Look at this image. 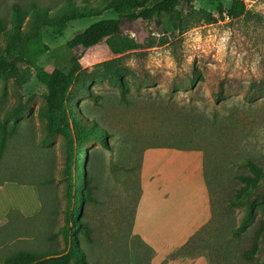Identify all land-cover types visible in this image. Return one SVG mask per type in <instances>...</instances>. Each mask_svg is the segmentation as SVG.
Listing matches in <instances>:
<instances>
[{
    "label": "rangeland",
    "instance_id": "obj_1",
    "mask_svg": "<svg viewBox=\"0 0 264 264\" xmlns=\"http://www.w3.org/2000/svg\"><path fill=\"white\" fill-rule=\"evenodd\" d=\"M64 2L0 0V21L7 28L11 26L14 4L23 10L33 3L53 10ZM220 2L226 8L230 5L229 0H193L191 4L183 0L176 12L177 19L183 18L182 26L167 14L161 17V24H157V18L120 20L116 33L133 37L139 45L120 55L114 54L105 40L88 48L65 47L92 22L119 19L113 10L71 21L60 34L46 26L43 41L49 49L35 59V65L25 66L28 75L0 74V123L5 121L6 109L26 105L20 117L21 143L7 153L0 181L10 177L45 179L51 172V152L57 157L58 167L65 162L64 138L44 141L47 87L36 76L40 69L60 67L68 71L71 58L77 57L81 72L70 88L69 102L75 110L84 108V117L95 120L112 135L110 147L98 140L83 147L91 151L89 172L97 171L98 201L84 204V217H77L91 225L93 241H86L82 231L73 227L76 205L81 204L80 165L86 161L84 152L79 157L74 152L68 194L67 181L57 178L58 189L43 186L47 209L41 214L32 219L16 212L10 214L0 237V264L8 254L20 249L64 247L75 235L80 238L88 264H137L132 248L140 245L131 235L138 191L137 166L146 147L164 142L200 145L207 148L210 156L215 224L204 234L199 249L205 254L210 249L216 264H264V243L263 252L253 261L244 263L242 259L259 226L256 219L246 232L231 240L244 208L228 206L239 184L236 175L246 169L245 160L253 159L264 167V0H245L248 15L233 20L209 23L195 12L204 8L218 16ZM118 56L122 57L118 75L106 72L100 65ZM253 82L261 87L251 89ZM128 162L132 171L127 174L121 166ZM55 193L61 201L58 211L53 210ZM51 235L56 238L49 239Z\"/></svg>",
    "mask_w": 264,
    "mask_h": 264
},
{
    "label": "trees",
    "instance_id": "obj_2",
    "mask_svg": "<svg viewBox=\"0 0 264 264\" xmlns=\"http://www.w3.org/2000/svg\"><path fill=\"white\" fill-rule=\"evenodd\" d=\"M183 0H65V2L55 9H50L48 6H40L33 3L29 9L23 10L18 4H14L11 16V26L9 28L0 21V74L1 75H16L24 77L28 75L25 66L35 65V59L49 49V45L43 41V28L51 27L55 33L60 34L71 21L92 18L103 15L108 10L115 11L119 19L102 18L92 22L83 31L76 34L73 38L65 43L67 48H75L78 46L88 48L96 44L106 41L111 51L120 55L128 51L138 48L137 41L129 35H121L116 33V25L120 20H151L157 18V24H161V17L164 14L169 15L183 25V18L176 16L177 7ZM228 8L220 2L217 6L218 16L213 12L200 8L195 9L196 14L205 21L211 23L218 19H238L246 16L249 13L245 0H229ZM189 4L193 0H187ZM159 19V20H158ZM122 57H114L100 63L104 70L112 75H118L121 67ZM71 68L66 71L63 68L56 67L51 71L40 69L37 72L38 80L46 85L45 93V143L49 142L57 136H61L65 140V162L61 167L57 165V157L51 152V172L41 181L35 180H20L17 178H6L0 181V185L7 181H15L21 184L36 185L42 208L38 214L26 218H35L47 209L46 198L44 195L43 186L45 184L56 186L57 178H64L67 181L66 193L70 192L72 187V157L74 152H77V157L81 152H84L85 163L81 166L80 174L83 175L81 180L82 189L79 192L80 205H76L74 228L82 231L86 241H93L92 227L87 222L80 221L78 217H84L85 213L83 205L86 203H95L98 201L96 196L97 176L96 170L89 172L88 164L91 160V151L84 149V145L92 140H98L105 146L110 147L109 138L112 136L107 129L101 128L95 120H89L82 115L85 112L81 108V113L75 110L74 105L69 102L70 88L77 82L80 74L81 65L77 57L71 58ZM124 87V82H121ZM260 83L253 82L251 89L259 88ZM122 96L125 100L126 90L123 88ZM26 111V105L20 104L8 108L4 112L5 121L0 123V170L3 168L4 160L7 158V153L12 146H16L17 142L21 143V120L20 117ZM8 121H12L8 123ZM150 146H169L181 149H200L204 152V175L210 192L212 205L211 220L197 230L187 242L173 252L169 258H175L178 255H189L196 257L204 254L200 250L201 242L204 241V234L208 232L215 224V206L212 198L213 186L211 181L212 166L210 164V156L207 148L200 145L179 144L164 142ZM142 155V154H141ZM245 171L236 175L239 182L234 194L228 200L229 207L241 206L244 208L241 223L233 231L231 240L238 238L246 232L251 222L255 221L259 224L256 227L252 243L249 248L242 253L244 263L254 260L255 255L263 252L261 244L264 243V167L253 159H246L244 162ZM125 173L132 171L131 163L121 166ZM141 167V156L138 162V191L137 198L141 195V186L139 182V170ZM58 172V177L56 175ZM56 189V191H57ZM137 200V199H136ZM61 208L60 198L55 193L54 211ZM16 210L11 209L6 215V220L0 225V237L5 224L9 223L10 214ZM22 215V214H21ZM23 216V215H22ZM78 216V217H77ZM25 217V216H24ZM9 226V225H8ZM6 226V227H8ZM132 231V227H131ZM65 235H68V230H65ZM137 239L140 247H134V257L137 264H150L152 257L155 254V249L143 241L138 235L133 236ZM55 235H51L49 239H55ZM67 239V237H66ZM225 246V244L223 245ZM220 246V247H223ZM225 249V247L223 248ZM222 253V252H220ZM210 259V264H216L215 255L210 249L207 253ZM84 251L80 245L79 236H72L70 241L66 242L64 247H53L42 251H34L28 249H20L8 254L3 261V264H88L84 258ZM222 256V255H221ZM168 258V259H169ZM224 257L222 256L221 259ZM168 259H165L162 264H166ZM147 260V261H145ZM144 261L146 263H144Z\"/></svg>",
    "mask_w": 264,
    "mask_h": 264
},
{
    "label": "crops",
    "instance_id": "obj_3",
    "mask_svg": "<svg viewBox=\"0 0 264 264\" xmlns=\"http://www.w3.org/2000/svg\"><path fill=\"white\" fill-rule=\"evenodd\" d=\"M141 195L132 215L131 235L155 249L150 264H162L212 218L210 192L204 175V152L149 146L141 155ZM42 208L36 185L7 181L0 185V225L11 209L25 217ZM166 264H210L208 254H183Z\"/></svg>",
    "mask_w": 264,
    "mask_h": 264
}]
</instances>
